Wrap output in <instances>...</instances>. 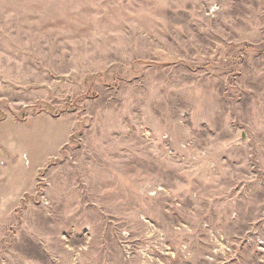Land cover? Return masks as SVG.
<instances>
[{
  "label": "rangeland",
  "instance_id": "obj_1",
  "mask_svg": "<svg viewBox=\"0 0 264 264\" xmlns=\"http://www.w3.org/2000/svg\"><path fill=\"white\" fill-rule=\"evenodd\" d=\"M0 264H264V0H0Z\"/></svg>",
  "mask_w": 264,
  "mask_h": 264
}]
</instances>
